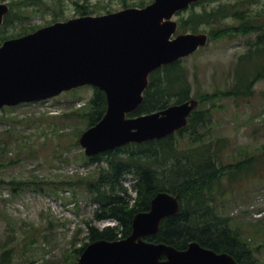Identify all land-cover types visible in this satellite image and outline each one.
Listing matches in <instances>:
<instances>
[{
    "label": "rangeland",
    "instance_id": "rangeland-1",
    "mask_svg": "<svg viewBox=\"0 0 264 264\" xmlns=\"http://www.w3.org/2000/svg\"><path fill=\"white\" fill-rule=\"evenodd\" d=\"M17 1L23 0H0ZM140 1L42 0V5L29 7L23 22L8 26L6 34L19 35L55 20L78 17L81 13L77 4L103 15L133 7ZM219 4L217 1L206 7ZM204 8L205 3L195 7L197 11ZM246 9L248 15L261 17L264 23V0ZM17 10L15 6L13 13ZM190 12L191 9L184 16ZM240 23L227 19L222 27ZM214 28L207 25L202 32L210 34ZM233 35L213 39L210 34V43L183 61L192 86V99H198V95L206 99L196 110L208 112L205 126L217 138L212 146L221 141L223 167L264 151V77L255 80L256 69L262 68L258 65L264 62L256 53L241 73L250 79L246 86L251 85L252 96L240 99L227 95L236 86L243 57L256 47L264 53V34ZM93 92L88 86L44 103L0 111V263L8 253L4 264H77L78 249L90 242L91 226L100 230L118 226L115 220L97 219L99 204L93 202L94 196L89 191L94 190L89 186L94 185L108 163L92 164L79 144L82 132L88 128L80 114L84 115L82 108ZM189 138V135L178 138L181 144H177V137L174 141L184 151L189 149ZM259 175L260 178L247 184L226 177L222 186L228 190L219 198L222 215L230 218L233 227L254 248L264 247V168ZM13 181L27 182L28 186L17 191L10 184ZM134 183L133 173L125 175L121 183L126 190L121 195L130 205L137 197ZM229 184H235L234 191ZM253 255L259 264H264V249Z\"/></svg>",
    "mask_w": 264,
    "mask_h": 264
},
{
    "label": "water",
    "instance_id": "water-1",
    "mask_svg": "<svg viewBox=\"0 0 264 264\" xmlns=\"http://www.w3.org/2000/svg\"><path fill=\"white\" fill-rule=\"evenodd\" d=\"M199 1L155 0L145 8L70 19L5 41L0 46V109L92 85L106 94L107 111L79 139L88 157L175 134L187 127L198 100L129 115L143 104L152 73L210 42L206 33L173 38L179 26L174 16ZM8 13L9 6L0 4V26ZM180 209V195L158 193L150 210L134 217L130 237L91 243L78 264H239L230 254L216 253L196 241L178 250L146 240Z\"/></svg>",
    "mask_w": 264,
    "mask_h": 264
},
{
    "label": "trees",
    "instance_id": "trees-1",
    "mask_svg": "<svg viewBox=\"0 0 264 264\" xmlns=\"http://www.w3.org/2000/svg\"><path fill=\"white\" fill-rule=\"evenodd\" d=\"M37 1L23 0L10 4L11 7L16 6L18 10L15 14L11 11L3 27L0 28V44L8 38L17 36L6 34L8 26L23 22L29 7L43 4L42 0ZM217 1L220 2L218 6L210 9L206 7ZM149 2L150 0H142L134 6L144 7ZM257 2L258 0H201L198 4L205 3L203 11H197L194 6L190 14L180 17V32L197 33L202 31V27L209 25L215 27L210 31L213 39L232 34L233 36L250 35L253 32L264 34L261 17H251L247 14L246 7ZM77 6L81 15L94 13L90 9H82L79 4ZM227 19L241 23L223 28L222 24ZM255 53L258 59L264 62V53L257 47L255 51L252 50L244 56L238 66L236 86L227 93L228 96L240 99L241 97L249 99L252 96L251 85L246 86L250 79L241 73L244 65ZM258 66L262 68L255 67L250 73L252 76L253 71L257 70L255 80L264 77V63ZM244 87L245 89L242 90ZM198 96L202 104L206 103L203 95ZM191 98L192 86L188 79V70L183 65V61H177L158 69L150 76L144 102L130 116L164 110L172 104H181ZM82 109H85V112L80 116H84L89 127L94 126L107 111L105 93L94 89L92 98ZM208 120L207 111L196 110L190 118L188 127L174 136L144 144H130L89 158L92 164L108 163V166L99 173L100 176L94 185L89 186L94 188L89 190L94 196L93 202L99 204L97 219H110L118 223L116 227L109 226L103 230L91 226L88 236L90 242L127 238L132 233L134 216L148 211L153 198L159 192L168 191L180 194L181 210L166 219L162 223L160 232L150 237V241L163 242L180 250L186 249L190 242L197 241L203 247L218 253L227 252L233 255L240 264H259L253 253L264 247H252L248 239L233 227L230 218L222 215L219 198L228 190L226 187L223 189L222 186V180L226 177L230 181H238L239 184H247L254 178H260L259 174L263 173L264 168L262 166L264 151L241 162H235L234 165L223 167L221 141L216 146H212L217 138L211 131L208 132L209 129L205 126ZM185 135L190 136L187 146L189 149L183 151L177 147V144H181L178 138H183ZM176 137L177 144L174 141ZM131 173L134 174V186L137 191L133 205L121 195L123 192L126 194V190L121 186L123 177ZM10 184L16 187L17 191L28 186L27 182L13 181ZM228 187L235 190V184L233 186L229 184ZM88 244L85 243L78 249L77 257ZM7 254L2 256L0 264L6 263Z\"/></svg>",
    "mask_w": 264,
    "mask_h": 264
}]
</instances>
